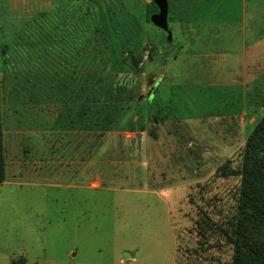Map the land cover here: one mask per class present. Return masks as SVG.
Instances as JSON below:
<instances>
[{
    "label": "rangeland",
    "instance_id": "374dc122",
    "mask_svg": "<svg viewBox=\"0 0 264 264\" xmlns=\"http://www.w3.org/2000/svg\"><path fill=\"white\" fill-rule=\"evenodd\" d=\"M100 3L0 0V264H231L264 0H168L169 41L152 0ZM88 70L87 93L113 84L130 111L82 158Z\"/></svg>",
    "mask_w": 264,
    "mask_h": 264
},
{
    "label": "trees",
    "instance_id": "16d2710c",
    "mask_svg": "<svg viewBox=\"0 0 264 264\" xmlns=\"http://www.w3.org/2000/svg\"><path fill=\"white\" fill-rule=\"evenodd\" d=\"M102 1L87 0L88 8L86 12H93L95 10L93 7L96 4L100 6ZM117 1L121 2L122 0ZM84 28L89 31L88 28L90 27L87 28L86 26ZM92 48V44H84L83 52L86 57L92 54ZM141 61L142 58L140 57L133 59L135 64ZM95 78V75H92L90 70L84 72V102L76 115L78 123L84 132L83 150L85 155L96 152L101 142L105 139V133L113 131L119 119L130 111L129 100H125V97L121 96L120 93L116 95L112 87L113 84L87 93L89 88H93L96 85ZM1 84L0 64V184H3L7 182L8 171L2 116ZM117 89L118 91L120 90L119 88ZM103 96L106 97V103H101ZM71 116H73V112ZM86 144L88 145L86 146ZM228 229V232L224 233V237L232 248L231 264H264V116L254 127L243 149L241 185L236 214ZM12 264L27 263L24 260H20L14 261Z\"/></svg>",
    "mask_w": 264,
    "mask_h": 264
},
{
    "label": "water",
    "instance_id": "95a60500",
    "mask_svg": "<svg viewBox=\"0 0 264 264\" xmlns=\"http://www.w3.org/2000/svg\"><path fill=\"white\" fill-rule=\"evenodd\" d=\"M155 6L158 8L159 13L153 15L150 19L151 23L158 28L165 31L168 35V41L172 37V33L169 29V3L168 0H152Z\"/></svg>",
    "mask_w": 264,
    "mask_h": 264
},
{
    "label": "crops",
    "instance_id": "0c3cea01",
    "mask_svg": "<svg viewBox=\"0 0 264 264\" xmlns=\"http://www.w3.org/2000/svg\"><path fill=\"white\" fill-rule=\"evenodd\" d=\"M177 8H176V12H177ZM192 10H195V7L193 6V8H192ZM203 55H200V56H197V55H195V56H193V57H195V59H198L199 57H202ZM216 55H211V57H215ZM191 58V57H190ZM83 138H84V134H83V136H82V138H81V142H76V150L78 149V147L80 146V151H81V157L82 158H84V150H83ZM6 145V144H5ZM71 154V153H70ZM78 154L79 153H77V151H76V156H74V155H72L71 156V159H73V160H75L77 157H78ZM60 158V157H59ZM7 183V182H6ZM3 184H5V183H3ZM8 185H13L12 183H9L8 182Z\"/></svg>",
    "mask_w": 264,
    "mask_h": 264
}]
</instances>
